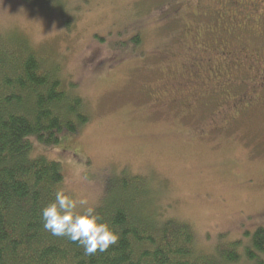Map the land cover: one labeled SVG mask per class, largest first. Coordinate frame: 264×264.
<instances>
[{
  "label": "rangeland",
  "instance_id": "obj_1",
  "mask_svg": "<svg viewBox=\"0 0 264 264\" xmlns=\"http://www.w3.org/2000/svg\"><path fill=\"white\" fill-rule=\"evenodd\" d=\"M206 4L0 0V30L51 56L63 88L83 99L90 121L77 134L54 146L29 138L33 158L62 165L66 194L97 209L121 196L123 178L139 177L156 215L188 224L211 254L264 227V106L239 114L237 103L222 105L210 67L191 75L193 35L171 20L179 5L197 15Z\"/></svg>",
  "mask_w": 264,
  "mask_h": 264
},
{
  "label": "trees",
  "instance_id": "obj_2",
  "mask_svg": "<svg viewBox=\"0 0 264 264\" xmlns=\"http://www.w3.org/2000/svg\"><path fill=\"white\" fill-rule=\"evenodd\" d=\"M60 70L24 36L0 30V264H264V227L246 233V243L205 254L188 224L156 215L139 177L123 178L121 196L96 209L119 237L107 251L86 255L78 243L46 231L42 210L65 174L60 163L33 158L29 138L58 145L90 121L83 99L63 88Z\"/></svg>",
  "mask_w": 264,
  "mask_h": 264
},
{
  "label": "flooded vegetation",
  "instance_id": "obj_3",
  "mask_svg": "<svg viewBox=\"0 0 264 264\" xmlns=\"http://www.w3.org/2000/svg\"><path fill=\"white\" fill-rule=\"evenodd\" d=\"M174 14L172 23L194 38L192 52L196 53L197 63L192 65L191 75L197 78L200 68L210 67L219 84L216 93L222 95V105L237 103L241 106L239 114L251 107L264 106V98L260 96L264 94V0H213L197 15L183 14L179 5ZM187 21H193V25ZM180 37L181 34L178 40ZM244 87L248 90L239 91ZM180 89L185 91L183 87ZM192 93L191 96H199L197 91Z\"/></svg>",
  "mask_w": 264,
  "mask_h": 264
},
{
  "label": "clouds",
  "instance_id": "obj_4",
  "mask_svg": "<svg viewBox=\"0 0 264 264\" xmlns=\"http://www.w3.org/2000/svg\"><path fill=\"white\" fill-rule=\"evenodd\" d=\"M43 227L53 236L78 243L86 255L107 251L119 239L84 197L74 198L58 187L55 199L42 210Z\"/></svg>",
  "mask_w": 264,
  "mask_h": 264
}]
</instances>
